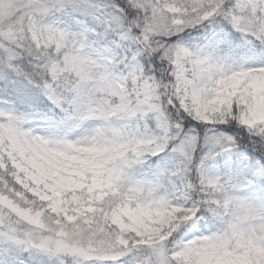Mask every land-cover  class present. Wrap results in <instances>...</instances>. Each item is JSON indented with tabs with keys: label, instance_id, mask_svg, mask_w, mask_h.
Wrapping results in <instances>:
<instances>
[{
	"label": "snow or ice",
	"instance_id": "obj_1",
	"mask_svg": "<svg viewBox=\"0 0 264 264\" xmlns=\"http://www.w3.org/2000/svg\"><path fill=\"white\" fill-rule=\"evenodd\" d=\"M0 264H264V0H0Z\"/></svg>",
	"mask_w": 264,
	"mask_h": 264
}]
</instances>
